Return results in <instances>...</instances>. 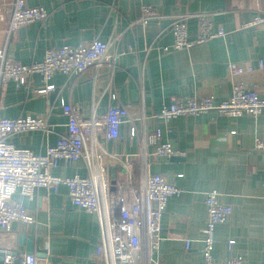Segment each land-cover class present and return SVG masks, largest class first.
Segmentation results:
<instances>
[{"label":"crops","instance_id":"obj_1","mask_svg":"<svg viewBox=\"0 0 264 264\" xmlns=\"http://www.w3.org/2000/svg\"><path fill=\"white\" fill-rule=\"evenodd\" d=\"M11 1L0 0V51L5 49L8 59L29 63L42 59L47 47L98 37L109 43L110 61L96 73L92 68L75 77L54 72L50 80L54 88L45 94L35 92L41 84L38 75L27 86L16 88L12 81L3 84L0 116L39 114L52 130L24 131L10 140L18 147L43 153L66 130L62 101L71 104L81 119L102 115L109 104L126 106L135 118L136 135L130 136V124L123 123L116 139L106 140L102 134L95 139V149L102 155L94 162L107 169L111 189L127 173L137 184L143 167L164 175L181 189L179 195L167 201L160 219L161 240L150 255V263H201L204 197L206 191L216 189L232 211L225 222L216 226L214 263L225 264L240 255L246 264H264V156L254 147L256 136L264 138V113L256 118L230 117L210 110L179 115L167 122L156 116L173 96L211 94L216 101L226 99L233 82H242L264 97V26H243L256 13H264V0H25L29 6L44 7L48 17L6 35V5ZM144 4L154 5L165 17L143 27L131 25ZM175 12L206 13L213 27L226 35L161 53L160 47L173 41L168 16ZM187 24L189 36L195 37L197 18L190 17ZM129 45L133 51L126 50ZM230 63L249 65L251 70L232 78ZM112 92L116 94L114 99ZM157 128L162 140L183 154L161 159L152 154L150 146L144 151L143 129ZM86 147L92 150L91 140ZM125 164L130 166L128 171ZM52 172L85 176L88 165L81 158ZM66 191V186L60 184L56 191L39 188L32 198H24L35 222H13L10 231L0 232V247L23 250L24 245L16 244L17 236L32 235V253L36 255L37 248L44 251L43 257L36 255L38 264H102L94 256L98 235L95 214L75 208L66 198ZM12 200H20L19 194L14 193ZM185 239L190 241L188 248ZM229 239L234 240L231 246Z\"/></svg>","mask_w":264,"mask_h":264},{"label":"built area","instance_id":"obj_2","mask_svg":"<svg viewBox=\"0 0 264 264\" xmlns=\"http://www.w3.org/2000/svg\"><path fill=\"white\" fill-rule=\"evenodd\" d=\"M8 22L6 35L13 30L31 22H43L49 15L42 6H29L25 0H12L6 5ZM197 18V34H188V19ZM165 16L160 14L154 5L141 6L139 16L131 25L145 26L154 19ZM171 18L173 41L170 45L160 47L161 53L187 48L212 38L223 37L226 32L215 29L206 13H179L168 16ZM243 26H264V13H256ZM109 43L93 37L77 44H61L47 47L40 60L21 63L8 59L5 49L0 51V94L3 84L12 81L16 88L27 86L33 76L38 75L41 84L35 88L37 94H45L54 88L50 82L54 72L68 76H79L89 68L98 72L109 62ZM127 51H133L129 45ZM125 50V51H126ZM124 51H121L123 53ZM262 68V62L259 61ZM251 67H240L233 63L229 65V77L250 71ZM96 76V74H95ZM110 74L107 84L111 83ZM111 97H116L115 92ZM61 110L67 117L66 130L61 133L53 145H48L43 153H35L29 148L18 147L10 139L12 136L29 130L51 132V126L44 116L25 114L14 118L0 116V232L10 231L15 221L30 225L35 222V216L24 204V198H32L39 188L57 190L58 185L67 188L66 198L77 209L95 214L98 235L94 256L102 264H151L150 255L161 240V216L166 209L169 197L179 195L181 189L169 181L164 175L150 173L144 167L139 180L134 183L130 173L122 181H117L111 189L107 169L104 165L94 162L101 156L96 151V135L102 134L104 139L112 140L119 136L123 123H129V135L137 133L128 108L123 105L109 104L102 115L91 114L81 119L78 111L68 102H61ZM210 110L220 114L238 117L248 115L252 118L264 113V97H261L252 87L233 82L231 94L223 100L216 101L211 94L201 97L173 96L170 102L163 105L156 116L162 121H169L179 115H198ZM141 116L140 119H143ZM91 140L92 150H87L86 143ZM142 146L152 148V154L158 158L183 154L170 142L163 141L159 128L152 131H142ZM254 147L264 156V138L256 136ZM110 158L122 160L118 155L108 154ZM88 165V173L81 176L56 175L52 171L59 167L72 165L80 159ZM126 171L130 169L126 165ZM264 177V170H263ZM18 193L20 200H12V195ZM206 218L202 229L200 264H215L212 250L215 243V229L225 222L232 206L221 199L216 189L206 191L204 197ZM233 239H229L231 246ZM190 241L185 239L184 246L188 248ZM17 261L15 263L14 261ZM39 260L33 253L19 254L13 257L7 254L0 264H38ZM225 264H246L240 256H234Z\"/></svg>","mask_w":264,"mask_h":264},{"label":"water","instance_id":"obj_3","mask_svg":"<svg viewBox=\"0 0 264 264\" xmlns=\"http://www.w3.org/2000/svg\"><path fill=\"white\" fill-rule=\"evenodd\" d=\"M150 150H151V148H150ZM32 239H33L32 235L19 234L17 236L16 244L17 245H24V249L23 250L14 249V248L13 249H6V248H1L0 247V262L3 261L4 257L8 253L11 254L13 257H17L19 254H23V253L31 254L34 251V248H35L34 245H33ZM36 255L39 256V257H43L44 256L43 249L37 248L36 249ZM14 262L17 263L16 260Z\"/></svg>","mask_w":264,"mask_h":264}]
</instances>
